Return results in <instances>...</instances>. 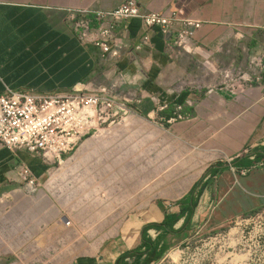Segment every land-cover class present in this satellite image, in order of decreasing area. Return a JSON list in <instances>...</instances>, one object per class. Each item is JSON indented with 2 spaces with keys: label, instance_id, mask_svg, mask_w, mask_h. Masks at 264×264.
<instances>
[{
  "label": "crops",
  "instance_id": "obj_1",
  "mask_svg": "<svg viewBox=\"0 0 264 264\" xmlns=\"http://www.w3.org/2000/svg\"><path fill=\"white\" fill-rule=\"evenodd\" d=\"M123 1L0 0V94L7 88L42 94H64L79 87L97 90L123 71L129 81L119 90L133 110L151 117L173 108L177 115L181 104L172 103L181 92L198 89L209 79L216 81L221 65L246 67L253 56L264 54V0H137L142 9L201 21L193 51L176 55L171 49L174 33L155 27L145 40L139 18L117 24L121 51L117 59L103 55L93 44L81 43L67 21L68 9H111ZM197 72L204 78L196 80ZM193 95H188L189 100ZM192 109L185 129L187 137L200 140L193 145L199 165L187 175H179L176 169L169 187L149 202L122 208L127 213L99 242L78 238L72 216L65 213L51 187L43 184L53 167L26 149L12 150L0 141V264H115L120 254L142 244L147 224L166 219L173 230L148 229L164 258L195 231H220L263 209V85L229 93L207 91ZM217 163L225 168L208 173L200 193L197 190L185 200ZM21 164L31 168L43 188L36 192L23 188L17 173ZM62 174L55 172L52 177ZM193 200L196 206L186 218ZM35 227L44 228L43 232L35 236ZM37 238L48 246L35 253Z\"/></svg>",
  "mask_w": 264,
  "mask_h": 264
},
{
  "label": "rangeland",
  "instance_id": "obj_2",
  "mask_svg": "<svg viewBox=\"0 0 264 264\" xmlns=\"http://www.w3.org/2000/svg\"><path fill=\"white\" fill-rule=\"evenodd\" d=\"M216 75V81L209 79L197 85L198 89H187L194 98L189 100V94L171 120L159 114L143 116L134 110L101 126L82 141L90 140L83 149L78 147L61 165H53L48 181L43 184L51 187L65 213L72 216L74 230L81 241H101L116 229L128 208L149 202L158 191L168 188L176 169L179 175L180 172L187 175L199 165L193 156V145L200 140L187 137L185 128L190 123L192 105L201 94L242 91L260 84L264 87V70L251 67L250 61L246 67L221 65ZM195 78L199 81L204 77L197 72ZM184 106L187 113L182 112ZM55 172L63 174L55 179L52 177ZM43 229L35 227L34 235ZM254 235L252 221L232 222L220 231H195L184 244L168 251L155 264L246 262L256 251ZM38 241L37 238L34 242L35 253L48 246ZM250 264H264V258L258 254Z\"/></svg>",
  "mask_w": 264,
  "mask_h": 264
},
{
  "label": "built area",
  "instance_id": "obj_3",
  "mask_svg": "<svg viewBox=\"0 0 264 264\" xmlns=\"http://www.w3.org/2000/svg\"><path fill=\"white\" fill-rule=\"evenodd\" d=\"M141 19L145 35L155 27L174 33L172 54L193 51L192 41L202 23L192 18L180 19L159 11L142 9L137 0H124L111 9H68L67 21L81 43L93 44L103 55L113 59L121 56L116 26L119 22ZM177 26V28H175ZM251 67L264 70V54L251 58ZM127 73L120 71L110 85L97 90L75 88L64 94H42L32 91H15L7 88L0 94V141L12 150L26 149L50 164H62L67 155L78 149L82 141L107 122L134 110L119 89L129 81ZM260 77H257L259 80ZM161 109L164 106L160 107ZM181 108V106H178ZM19 180L36 192L42 182L31 168L21 164L17 170ZM252 221L256 247L246 262L254 257L264 258V208L240 218L238 222ZM258 227V228H257Z\"/></svg>",
  "mask_w": 264,
  "mask_h": 264
},
{
  "label": "trees",
  "instance_id": "obj_4",
  "mask_svg": "<svg viewBox=\"0 0 264 264\" xmlns=\"http://www.w3.org/2000/svg\"><path fill=\"white\" fill-rule=\"evenodd\" d=\"M189 94H190L189 90H185L181 92L172 104L174 103L181 104V105L184 104ZM186 108L187 107L184 106L182 109V112L187 113L185 110ZM190 113L192 115L194 114L193 109L190 111ZM159 115L163 116L166 120H168L174 116L173 108L163 110L159 113ZM257 154L261 156L263 155L260 153H257ZM237 163H238V160L232 162L233 165H236ZM223 168L225 167L219 163H217L214 166L209 167L206 170L205 174L193 185V187L191 188V190L185 197V200L193 198L195 194L197 193V190H199L198 194L200 193L199 187L208 173L210 172L216 173ZM195 206H196V203H195V200H193L191 208L188 210L186 218H188L190 214L193 213V209ZM177 219H178V216L174 220H177ZM164 227H167L168 229H172V224H170V222L166 219L162 223L147 224L144 227L143 232H142V244L134 249L125 251L122 254H120L118 258L116 259L115 264H155V263H158L163 258L165 253L164 251H160V252L157 251L158 245H156L152 241L151 237L149 236L148 229L149 228L159 229V228H164Z\"/></svg>",
  "mask_w": 264,
  "mask_h": 264
}]
</instances>
